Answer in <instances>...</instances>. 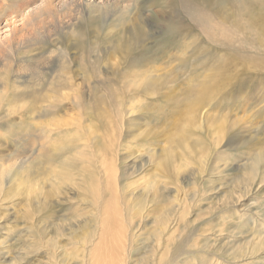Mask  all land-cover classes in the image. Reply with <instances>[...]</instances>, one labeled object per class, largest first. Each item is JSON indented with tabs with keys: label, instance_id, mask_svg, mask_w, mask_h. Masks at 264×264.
I'll list each match as a JSON object with an SVG mask.
<instances>
[{
	"label": "rangeland",
	"instance_id": "rangeland-1",
	"mask_svg": "<svg viewBox=\"0 0 264 264\" xmlns=\"http://www.w3.org/2000/svg\"><path fill=\"white\" fill-rule=\"evenodd\" d=\"M0 13V264H264V0Z\"/></svg>",
	"mask_w": 264,
	"mask_h": 264
},
{
	"label": "bare ground",
	"instance_id": "bare-ground-1",
	"mask_svg": "<svg viewBox=\"0 0 264 264\" xmlns=\"http://www.w3.org/2000/svg\"><path fill=\"white\" fill-rule=\"evenodd\" d=\"M1 14V13H0ZM249 38V37H248ZM255 38V37H254ZM254 40V39H253ZM257 40H255V42H256ZM259 43V42H258ZM249 44V43H248ZM251 45V44H250ZM252 49V48H251ZM251 60V59H250ZM252 63H255L256 64V62H254L253 61V58H252ZM256 61V60H255ZM257 67V66H256ZM257 69H258V67H257ZM180 141V139L178 140V142ZM194 144L195 143H193V144H189V143H184V140H183V144L181 145V147L182 148H180V156H179V158H177V160L179 161H181V163H183V161H186V160H188L189 159V155L192 153V151L194 150V149H196V148H194L195 146H194ZM194 146V147H193ZM182 149V150H181ZM175 150V148H173L172 150H169L170 152H173ZM167 151V150H166ZM195 152V151H194ZM166 156V158H167V160H168V165L169 166H172V164H174L175 165V163L177 162L176 161V157L175 156H173V155H170V157L168 156V155H165ZM248 162H249V164L246 166V163H245V167L243 168V170H245V173H248L247 174V177H246V181L247 182H249V181H251V179L254 177V175H258L259 174V171H264V151H260V152H257L256 154H255V157H253V160L252 161H249V159H248ZM186 163V162H185ZM188 163V162H187ZM230 164H232V163H230ZM229 164V165H230ZM239 164V163H238ZM237 164V165H238ZM240 165V164H239ZM176 166V165H175ZM179 166V165H178ZM244 166V164H242V166L240 165V167H243ZM241 169V168H240ZM248 171V172H247ZM236 175V174H235ZM249 184H252V182L250 183L249 182ZM247 187V186H246ZM250 188V187H249ZM248 190V189H247ZM246 190V191H247ZM253 190V189H252ZM232 197V196H231ZM241 197V196H240ZM237 198H239L238 196H237ZM231 200V199H230ZM232 202V201H231ZM234 202V201H233ZM227 204V203H226ZM231 204V203H230ZM224 205V204H223ZM233 205V204H232ZM230 206V205H229ZM224 207V206H223ZM232 207H234V206H232ZM231 207V208H232ZM237 211H238V209H237ZM230 215H231V212H230ZM228 218V217H227Z\"/></svg>",
	"mask_w": 264,
	"mask_h": 264
}]
</instances>
